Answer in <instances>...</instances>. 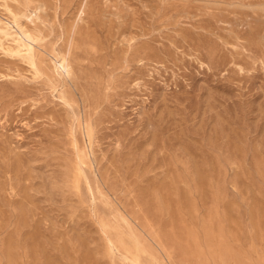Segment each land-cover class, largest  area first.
<instances>
[{
    "label": "rangeland",
    "instance_id": "1",
    "mask_svg": "<svg viewBox=\"0 0 264 264\" xmlns=\"http://www.w3.org/2000/svg\"><path fill=\"white\" fill-rule=\"evenodd\" d=\"M0 264H264V0H0Z\"/></svg>",
    "mask_w": 264,
    "mask_h": 264
},
{
    "label": "bare ground",
    "instance_id": "2",
    "mask_svg": "<svg viewBox=\"0 0 264 264\" xmlns=\"http://www.w3.org/2000/svg\"><path fill=\"white\" fill-rule=\"evenodd\" d=\"M38 12V11H37ZM15 18H16V16H15ZM31 18V17H30ZM34 18V17H33ZM16 24H17V26L16 27H18V29H19V31L20 32H18V33H20V35H16L17 37H21V41H23L24 43H23V46L24 47H21V45H20V47H21V49L19 50V53L20 54H22V56H25V57H31V52H32V44L30 43V41H32L33 40V36H32V33H30V31H29V29H27L26 27H24V25H22L21 23H19V20L18 19H16ZM7 34V36L8 35H10L8 32L6 33ZM15 36V35H14ZM13 36V37H14ZM15 36V37H16ZM12 37V36H11ZM14 37V38H15ZM16 40H17V38H16ZM18 40H20V39H18ZM18 43V42H17ZM22 43V42H21ZM20 43V44H21ZM20 47H18V48H20ZM23 52H24V54H23ZM33 55V54H32ZM31 64L33 65V66H36V64H35V61L32 59V61H31ZM60 68H61V70H62V72H63V74H66L67 76H68V74H70V72H71V69H70V65H69V63H68V61L65 59V58H61V60H60ZM74 89V88H73ZM74 129V128H73Z\"/></svg>",
    "mask_w": 264,
    "mask_h": 264
}]
</instances>
